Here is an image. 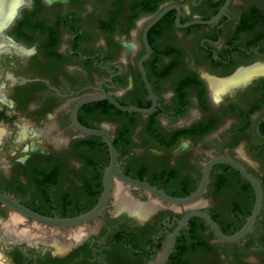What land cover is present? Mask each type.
I'll use <instances>...</instances> for the list:
<instances>
[{"label": "flooded vegetation", "instance_id": "1", "mask_svg": "<svg viewBox=\"0 0 264 264\" xmlns=\"http://www.w3.org/2000/svg\"><path fill=\"white\" fill-rule=\"evenodd\" d=\"M168 8L148 32L151 53L144 62L156 109L121 116L101 100L83 105L78 121L112 136L124 174L170 196L196 191L215 157L241 163L263 193L252 230L240 241L223 242L204 219L193 217L165 264H264V173L257 170L264 168V73L218 98L210 84L264 67V0H24L1 37L0 192L52 217H76L97 204L109 146L78 130L71 111L82 98L104 93L122 105L153 106L139 61L148 54L145 28ZM114 119L124 122L112 130ZM218 130L223 138L216 137ZM238 143L254 147L252 166L235 149ZM131 192L147 199L144 190ZM202 199L199 209L223 233L234 234L252 214L256 191L234 167L216 164ZM113 202L82 225L83 236L70 250L3 239L0 261L161 264L190 209L164 203L138 218L115 212ZM7 212L0 204V213Z\"/></svg>", "mask_w": 264, "mask_h": 264}, {"label": "water", "instance_id": "2", "mask_svg": "<svg viewBox=\"0 0 264 264\" xmlns=\"http://www.w3.org/2000/svg\"><path fill=\"white\" fill-rule=\"evenodd\" d=\"M169 10H170L169 8L165 9L161 11L158 15H156L145 28L143 35L144 42L146 43L148 49V54L145 55L139 61V68L146 82L149 93L154 101L153 106L150 108H143L137 106L122 105L114 96L108 93H104V94L82 98L75 104V106L71 111L72 122L78 130H80L85 134L98 135L103 137L109 146L111 160L109 166L106 168L104 172V178H103L104 190L97 204L89 211L76 217H68V218H61L57 216L52 217V216L42 215L28 208L16 198L0 192V204H2L4 207H7L10 210L9 218L8 219L0 218L1 221L7 222L10 219L12 220L16 218L18 221L19 228L21 230H28L29 233L33 235L34 237L33 239L39 241L37 244L51 245L56 249L57 252L59 253L65 252L70 250L75 244L79 243L80 239L76 238L75 235L80 234V236H82V232H81L82 225L86 224L87 222L101 215L106 210L111 198H114L115 201V191L117 185L120 184L124 189L128 191L129 195L132 197V200L135 201L136 203H139L140 205H147L151 202H155L158 204V207L152 210L147 217H149L159 208L163 207L164 203L170 204L176 208L184 207L186 209H190V211L181 220L178 221L179 228L172 235L171 241L163 255L161 264H165L166 260L169 258V255L172 251L173 245L175 243L177 235L179 234L180 229L186 226L189 220L193 217H200L204 219L210 225L215 235L223 242L232 243V242L240 241L252 230L261 211L263 193H262L261 185L257 180V178L254 177L251 173H249L248 170L238 161L229 157L213 158L205 165L203 171V177L197 190L186 197H174L166 194L164 191L158 189L155 186L150 185L145 181L133 179L127 176L126 174H124L123 171L118 166L117 150L115 148L112 136L105 130L88 128L81 125L78 121L77 114L79 109L83 105L101 100H108L118 110L123 112H130V113L136 112V113L149 114L156 109V97L154 96L151 86L147 80L146 72L144 68V62L149 58V55L151 53V48L148 42V32L158 21H160L166 15V13ZM216 19L217 18H214L209 22L194 21L192 23L187 24V26L194 23H211ZM216 164H228L234 167L237 171L241 173V175L244 178H246L252 184V186L256 191V203L252 211V214L248 217L246 223L239 231L230 235L223 233L220 227L218 226V224L211 218V216L199 209V207L206 204V201H204L202 198L209 183L211 169ZM132 189L144 190L147 195V200L136 198L135 195L131 192ZM41 229L43 234L38 232ZM63 237L66 239L68 238L67 239L68 241H66V243H62L61 238ZM3 239L5 238L2 239L0 238V240ZM5 242H11L15 244L27 243L29 246L37 245L36 243H29L26 241L16 242V241L5 240Z\"/></svg>", "mask_w": 264, "mask_h": 264}, {"label": "bare ground", "instance_id": "3", "mask_svg": "<svg viewBox=\"0 0 264 264\" xmlns=\"http://www.w3.org/2000/svg\"><path fill=\"white\" fill-rule=\"evenodd\" d=\"M23 3L24 0H0V51L6 49V46H4L5 44L2 45L1 43V37L4 35L5 29L18 14L19 8L23 5ZM257 67L258 66L240 71L235 76L231 78L229 77L225 80L211 79L210 84L215 97L218 98L227 91L233 90L236 86L245 84L253 76L264 73V67ZM157 207L158 204L155 202H151L147 205H140L139 203H136L132 200V197L129 195L128 191L122 187V185H117L114 201L115 212L127 211L132 215H137L138 218H146L148 214ZM0 235L5 237L8 241H26L36 244L39 242L38 240L33 239V235H31L28 230H21L19 228L16 218L12 220L10 219L7 222L0 220ZM75 236L76 238L81 239L83 235L80 236V234H77ZM0 264L4 263L0 261Z\"/></svg>", "mask_w": 264, "mask_h": 264}, {"label": "rangeland", "instance_id": "4", "mask_svg": "<svg viewBox=\"0 0 264 264\" xmlns=\"http://www.w3.org/2000/svg\"><path fill=\"white\" fill-rule=\"evenodd\" d=\"M124 120H120V119H114V120H110L109 122V125H110V128L112 130H114L116 127L118 128V125L123 123ZM222 127V126H221ZM223 128V127H222ZM62 133V132H61ZM224 132L223 131H216L215 135L216 137L218 138H223L224 136ZM64 135V134H63ZM2 138V134L0 135V139ZM235 149L237 150V152H240L243 154L244 156V159H246V161L252 166L254 163H255V159L253 158V151H254V147L251 145V144H246V143H238V145L235 147ZM235 152V153H237ZM209 153V152H208ZM257 162V161H256ZM258 172L260 174H263L264 173V168H257ZM264 186V184H263ZM139 198V197H138ZM209 200H215L216 196H213V195H210L209 197ZM214 198V199H213ZM221 199V196L218 198V200ZM147 200V199H146ZM0 218H4V219H8L9 218V212L5 213V214H1L0 213ZM30 225V223H29ZM39 233L43 234L42 233V229L40 231H38ZM62 239V242H66L68 241L66 238H61ZM260 243H262L264 245V240L261 241Z\"/></svg>", "mask_w": 264, "mask_h": 264}, {"label": "trees", "instance_id": "5", "mask_svg": "<svg viewBox=\"0 0 264 264\" xmlns=\"http://www.w3.org/2000/svg\"><path fill=\"white\" fill-rule=\"evenodd\" d=\"M118 113H119V115H121V116L130 115L129 113H124V112H118ZM228 235H230V234H228Z\"/></svg>", "mask_w": 264, "mask_h": 264}]
</instances>
